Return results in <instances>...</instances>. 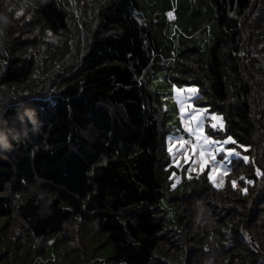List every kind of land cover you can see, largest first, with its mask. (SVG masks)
Instances as JSON below:
<instances>
[{
  "label": "trees",
  "instance_id": "16d2710c",
  "mask_svg": "<svg viewBox=\"0 0 264 264\" xmlns=\"http://www.w3.org/2000/svg\"><path fill=\"white\" fill-rule=\"evenodd\" d=\"M21 1L26 14L18 8L12 17L23 25L81 30L78 46L66 41L59 65L46 71L45 35L25 37L30 29L0 22V264H40L53 247L62 264H205L213 250L218 264H264V0H207L218 30L206 57L183 50L172 68L175 82L202 87L224 133L246 146L225 179L235 174L247 192L204 182L171 213L160 206L166 113L147 70L160 40L139 0H104L82 24L69 11L73 0ZM200 202L220 224L216 235L187 216L209 217ZM11 219L17 241L8 238ZM74 223L90 233L84 243L67 231ZM106 246L109 260L98 254Z\"/></svg>",
  "mask_w": 264,
  "mask_h": 264
},
{
  "label": "rangeland",
  "instance_id": "374dc122",
  "mask_svg": "<svg viewBox=\"0 0 264 264\" xmlns=\"http://www.w3.org/2000/svg\"><path fill=\"white\" fill-rule=\"evenodd\" d=\"M71 1V0H69ZM104 0L97 2L96 0H73L71 9L74 13V20L82 24L83 17L91 20L94 17L96 5ZM106 1V0H105ZM141 13L150 22L152 30L159 37L161 55L154 58L148 67L149 85L151 90L156 94L158 101L162 104L166 116L163 125L166 133H163V152H162V168L166 172L167 185L164 189V195L161 199L160 206L172 212L171 206L180 201V198L191 192L190 189L201 186L204 182H211L216 188L229 184V190L221 189V193H229L233 195L234 189H240L247 192L248 185L240 186L236 175L228 176L230 180L227 182L225 176L229 169V164L233 157L242 156V150L246 146L236 142L231 134H225V121L222 113L215 106L208 102L204 96L201 86L196 84H187L183 82H175L172 78L177 72L172 70L175 68V62L183 50L197 49L201 55L206 57L207 52L217 34L215 26V13L207 0H139ZM21 0H0V22L3 26H14L16 30L22 28L30 29L31 32H22L25 37L35 35H45L44 37L50 47L46 48L51 56L48 60L47 70L59 65L63 48L66 47L65 42L68 41V47L76 48L78 45L75 36L81 30L78 26H74L69 35L44 33L42 27L36 25V20H31V26L23 25L22 18H14L15 10L19 8L21 13L26 14ZM9 13L10 16L8 15ZM139 14V17L142 16ZM19 16V14H18ZM24 16V15H23ZM78 25V24H77ZM92 29V25L88 31ZM253 34L257 35L256 32ZM83 35V33L81 34ZM264 36V35H262ZM258 33V38H262ZM259 42H256L258 48ZM62 48V49H61ZM45 49V50H46ZM177 59V61H176ZM69 60V59H68ZM56 61L55 63H53ZM50 63V64H48ZM38 72L35 73L38 78ZM173 74V75H172ZM41 75V73H40ZM39 75V76H40ZM172 75V76H171ZM23 86H27L23 84ZM4 89L2 93L5 91ZM15 92L12 95H15ZM7 95L0 96V104ZM216 117V119H213ZM199 123L200 127H197ZM215 124L216 128L212 125ZM164 130V128H163ZM195 133V134H193ZM205 138L208 141L217 142L213 151L209 152L205 148ZM234 141L223 144L224 151H220V142L226 140ZM231 152L232 155L227 153ZM238 154V155H237ZM243 178L249 177L251 172L238 170ZM251 182V181H250ZM256 182L254 181V184ZM235 184V186H234ZM244 184V183H242ZM199 185V186H198ZM197 190V189H196ZM246 190V191H245ZM198 191V190H197ZM197 200L201 195H196ZM172 198V199H171ZM195 201V200H194ZM220 201V200H219ZM195 204L192 206L194 207ZM183 211L187 212L186 205H182ZM196 209L200 213L206 212V219L198 220L197 217L187 215L192 220L195 230H206L207 233L214 232L217 234V226L220 224L214 222L215 216L211 213V209L200 202ZM210 211V212H209ZM205 217V215H204ZM188 219V220H189ZM18 221L11 219L7 230L10 240H18L17 235L21 232L17 225ZM210 224V225H209ZM81 223H74L73 226L68 225L67 231L75 235V244L85 242L90 233L85 232ZM79 229L80 237L78 238L75 231ZM77 232V231H76ZM88 235L85 238V235ZM199 232V231H198ZM22 238V237H21ZM215 240V239H214ZM27 243V239L20 242ZM189 245V244H188ZM75 246V245H72ZM189 247H195L190 246ZM71 249H74L71 247ZM191 249V248H190ZM214 249V247L212 248ZM101 259H107L109 248L102 247L99 250ZM56 248H47L45 255L46 260L40 264H62L57 258ZM181 255V254H180ZM212 260L205 264H218L219 256L213 250L207 254ZM182 256V255H181ZM197 264V263H196Z\"/></svg>",
  "mask_w": 264,
  "mask_h": 264
},
{
  "label": "snow or ice",
  "instance_id": "6c2138e0",
  "mask_svg": "<svg viewBox=\"0 0 264 264\" xmlns=\"http://www.w3.org/2000/svg\"><path fill=\"white\" fill-rule=\"evenodd\" d=\"M213 119H216V117H213ZM197 127H198V128L200 127L199 123L197 124ZM212 127H213V128H216V125L213 124ZM193 134H195V133H193ZM229 142L234 143V141H230V139H229V140H226V141H224V142H220V151H224L223 144H226V143H229ZM216 143H217V142H214V141H208V140L205 138V148H206V150L209 151V152L213 151L214 148H215ZM227 154H228V155H232L231 152H229V153H227ZM237 155H238V154H237ZM234 186H235V184H234ZM245 191H246V190H245Z\"/></svg>",
  "mask_w": 264,
  "mask_h": 264
}]
</instances>
